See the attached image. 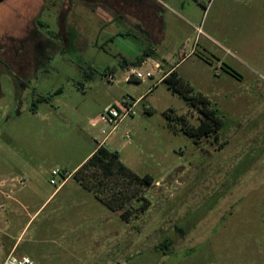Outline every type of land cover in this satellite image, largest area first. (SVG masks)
<instances>
[{"label": "rangeland", "instance_id": "1", "mask_svg": "<svg viewBox=\"0 0 264 264\" xmlns=\"http://www.w3.org/2000/svg\"><path fill=\"white\" fill-rule=\"evenodd\" d=\"M148 1L0 3L8 56L36 54L0 67V264L19 236L14 254L36 264H264V0ZM172 69L216 109L218 141L169 126L172 111L200 118L161 82ZM125 99L110 132L106 111ZM101 141L152 185L89 169L104 187H84L73 174ZM110 188L128 221L101 201Z\"/></svg>", "mask_w": 264, "mask_h": 264}, {"label": "trees", "instance_id": "2", "mask_svg": "<svg viewBox=\"0 0 264 264\" xmlns=\"http://www.w3.org/2000/svg\"><path fill=\"white\" fill-rule=\"evenodd\" d=\"M143 57L136 58L132 62H127L124 60L122 61L123 67H128L130 65H140L142 62H144ZM161 82L166 83L169 90L181 95L184 98L187 106L196 109L200 114L198 123L192 124L186 121V119L182 116H175L173 111L172 113H165L164 116L168 121L169 126H171L174 131L181 132L188 136L196 143L205 139L208 140L211 137L218 141L219 132L223 126V120L218 116L216 109L211 106L210 101L202 94L194 92L188 83L177 76L174 69H172ZM56 93H59V91ZM39 100L44 102L48 100V97H42ZM89 169L100 173L102 177L101 179L122 176L123 179L126 178V181H128L129 184L134 183L141 187H150L153 183L152 178L147 175L139 177L132 173L121 162H119V156L116 152L109 151L103 145L99 144L96 146L95 151L79 167L73 176H77L79 173H81V184L89 189H92L93 186L99 189L104 187L103 183L100 182V178H97L96 181L97 175H93L91 177L86 176L84 171ZM93 180H95L97 183L95 184ZM109 193L112 195L109 197H103V199L100 198L101 201H103V203L112 212L121 210L119 213L120 217L123 220L128 221L130 209L126 208V205L131 203V201L125 197L121 189L110 188ZM134 198L137 199L136 196ZM137 200L142 202L139 203V208L137 211L144 213L149 208V203L143 199ZM169 244L171 245V243Z\"/></svg>", "mask_w": 264, "mask_h": 264}, {"label": "built area", "instance_id": "3", "mask_svg": "<svg viewBox=\"0 0 264 264\" xmlns=\"http://www.w3.org/2000/svg\"><path fill=\"white\" fill-rule=\"evenodd\" d=\"M129 77L134 78L137 81H143L145 79H149L152 77L151 73L142 74L139 71H131L129 72ZM166 76V75H165ZM161 78V81L165 77ZM110 81L113 80V76H108ZM132 104L128 99L123 100L122 102L115 103V105L110 106L107 111L106 115L103 118L105 121L106 126L111 127V131L115 130L121 121L131 112ZM56 171L52 172V175H56ZM65 180V179H64ZM53 183V181H51ZM1 264H36L32 259L25 256H16L14 253H11L6 256Z\"/></svg>", "mask_w": 264, "mask_h": 264}, {"label": "flooded vegetation", "instance_id": "4", "mask_svg": "<svg viewBox=\"0 0 264 264\" xmlns=\"http://www.w3.org/2000/svg\"><path fill=\"white\" fill-rule=\"evenodd\" d=\"M100 1H104V0H100ZM108 1H112V2L113 1H117V2L125 1L126 3L135 4V5H138L139 7L141 6V3L142 4H147L148 2H150L148 0H131V2H129L127 0H108ZM31 22H33V21H31ZM26 35L28 36V37H26L27 39H32L31 41H32L33 44H35V45L37 44V41H36V38L37 37H36L35 28H32L31 31H29V33H26L24 36H26ZM31 37H33V38H31ZM6 40L5 39H2L1 40V38H0V67H1V64L2 63L9 62V63H11V64H13L15 66H18V67H21V68H25V64H27V62H32V61H35L36 60L34 58L36 56V54H35V56L33 55L32 57H31L30 54H28L27 55V60L25 59L24 61L20 57L18 59H16L15 55H13V58L9 57L8 54H7V52H6V49L3 48L5 46H2V43H1V41H2L6 45L7 42H8V39H6ZM21 50L24 51V45L22 46V49Z\"/></svg>", "mask_w": 264, "mask_h": 264}, {"label": "crops", "instance_id": "5", "mask_svg": "<svg viewBox=\"0 0 264 264\" xmlns=\"http://www.w3.org/2000/svg\"><path fill=\"white\" fill-rule=\"evenodd\" d=\"M143 63H144V62H142L141 65H142ZM170 71H171V70H169V71L167 72V74H168ZM167 74H166V75H167ZM99 145H103V142L101 141V142L99 143ZM95 149H96V148H95ZM95 149H94L90 154H88V156H87L83 161H85V160H86V159H87V158H88V157H89V156L95 151ZM83 161H82L81 163H83ZM81 163H80V164H81ZM80 164H79V165H80ZM79 165H78V166H79ZM78 166H77V167H78ZM77 167H76V168H77ZM76 168H75V169H76ZM70 175H71V174H69L68 176H66L65 180H64V181H63V182L57 187V189L60 188V187H62V186L66 183V181H67V179H68V177H69ZM57 189H55V191H57ZM55 191H54V192H55ZM19 238H20V236H19V237L17 238V240L12 244V246H11L9 252L7 253V255L16 252L17 247H18L17 244H18ZM7 255H6V256H7Z\"/></svg>", "mask_w": 264, "mask_h": 264}, {"label": "water", "instance_id": "6", "mask_svg": "<svg viewBox=\"0 0 264 264\" xmlns=\"http://www.w3.org/2000/svg\"><path fill=\"white\" fill-rule=\"evenodd\" d=\"M4 1H7V0H0V3L4 2Z\"/></svg>", "mask_w": 264, "mask_h": 264}]
</instances>
